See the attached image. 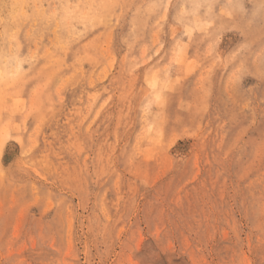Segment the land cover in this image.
<instances>
[{
  "label": "rangeland",
  "instance_id": "obj_1",
  "mask_svg": "<svg viewBox=\"0 0 264 264\" xmlns=\"http://www.w3.org/2000/svg\"><path fill=\"white\" fill-rule=\"evenodd\" d=\"M0 264H264V0H0Z\"/></svg>",
  "mask_w": 264,
  "mask_h": 264
},
{
  "label": "bare ground",
  "instance_id": "obj_2",
  "mask_svg": "<svg viewBox=\"0 0 264 264\" xmlns=\"http://www.w3.org/2000/svg\"><path fill=\"white\" fill-rule=\"evenodd\" d=\"M47 39V38H46Z\"/></svg>",
  "mask_w": 264,
  "mask_h": 264
}]
</instances>
